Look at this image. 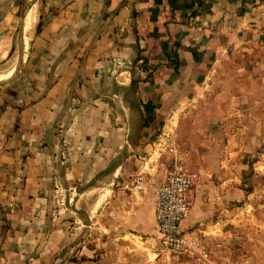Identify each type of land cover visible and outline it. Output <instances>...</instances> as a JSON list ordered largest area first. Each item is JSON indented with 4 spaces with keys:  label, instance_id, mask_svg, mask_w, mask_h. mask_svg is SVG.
<instances>
[{
    "label": "crops",
    "instance_id": "obj_1",
    "mask_svg": "<svg viewBox=\"0 0 264 264\" xmlns=\"http://www.w3.org/2000/svg\"><path fill=\"white\" fill-rule=\"evenodd\" d=\"M27 1L0 0V62L10 64L0 80L15 70ZM31 8L22 70L0 83V264L24 252L57 262L66 248L89 264L111 240L156 236L164 172L146 164L157 130L215 50L264 47V0H38L28 32ZM191 195L181 228L197 232L188 227L213 214L217 184L199 177Z\"/></svg>",
    "mask_w": 264,
    "mask_h": 264
},
{
    "label": "rangeland",
    "instance_id": "obj_2",
    "mask_svg": "<svg viewBox=\"0 0 264 264\" xmlns=\"http://www.w3.org/2000/svg\"><path fill=\"white\" fill-rule=\"evenodd\" d=\"M34 7L37 16L38 0ZM17 32L11 58L18 55ZM213 53L198 83L173 107V120L157 130L146 164L163 173L177 158L217 184L213 214L188 227L202 237L208 257L196 260L161 251L152 233L125 246L111 240L104 259L98 253L89 264H264V47H227ZM8 61L0 62V72ZM66 251L57 262L33 261L25 252L21 261L13 262L87 264Z\"/></svg>",
    "mask_w": 264,
    "mask_h": 264
},
{
    "label": "built area",
    "instance_id": "obj_3",
    "mask_svg": "<svg viewBox=\"0 0 264 264\" xmlns=\"http://www.w3.org/2000/svg\"><path fill=\"white\" fill-rule=\"evenodd\" d=\"M159 144L162 142H158V147L161 148ZM199 177L198 170L188 167L177 158L174 159L166 166L163 178L155 188L153 209L157 228L156 239L161 251L205 260L209 249L202 237L193 230L181 228L182 220L191 209L192 188ZM134 179L139 183L140 174Z\"/></svg>",
    "mask_w": 264,
    "mask_h": 264
},
{
    "label": "trees",
    "instance_id": "obj_4",
    "mask_svg": "<svg viewBox=\"0 0 264 264\" xmlns=\"http://www.w3.org/2000/svg\"><path fill=\"white\" fill-rule=\"evenodd\" d=\"M163 51L165 53V55L170 59V63L173 65L174 69L177 70L178 66H179V57H178V53L176 52V50H170L168 47V43L166 40H163L161 42ZM143 60L146 62L147 59L144 57ZM144 108L147 111V115L145 116V121L143 122L144 124H147L149 121H151L153 119V111L155 109V104H153L152 102L148 101L145 102L143 104Z\"/></svg>",
    "mask_w": 264,
    "mask_h": 264
},
{
    "label": "water",
    "instance_id": "obj_5",
    "mask_svg": "<svg viewBox=\"0 0 264 264\" xmlns=\"http://www.w3.org/2000/svg\"><path fill=\"white\" fill-rule=\"evenodd\" d=\"M35 1L36 0H28L26 2V4L23 6V8L21 10V14H20V22L19 23H21L25 19L27 12L33 6ZM17 47H18L19 57H18L16 65H15V71L8 80H11V79L15 78L16 76H18L20 71L22 70V67H23L25 45H24V38H21L19 35H17Z\"/></svg>",
    "mask_w": 264,
    "mask_h": 264
},
{
    "label": "bare ground",
    "instance_id": "obj_6",
    "mask_svg": "<svg viewBox=\"0 0 264 264\" xmlns=\"http://www.w3.org/2000/svg\"><path fill=\"white\" fill-rule=\"evenodd\" d=\"M35 7L33 8H31V19H30V23H29V27L28 28H30L31 26H32V24L34 23V21H35V18H36V13H35ZM26 18H27V14H26V16H25V19L19 24V28H18V34L17 35H19L21 38H24V41H25V22H26ZM25 45H26V42H25ZM18 55H19V52H18ZM18 55H17V58L15 57V60H14V62L11 64V66H14V65H16V63H17V60H18ZM17 59V60H16ZM7 69V68H6ZM14 71L15 70H12V72L9 74V75H7V76H5V77H2L1 78V80H3V79H9L11 76H12V74L14 73Z\"/></svg>",
    "mask_w": 264,
    "mask_h": 264
}]
</instances>
